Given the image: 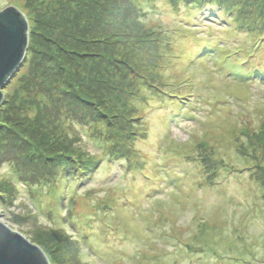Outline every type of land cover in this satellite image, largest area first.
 I'll return each mask as SVG.
<instances>
[{
  "label": "rangeland",
  "instance_id": "rangeland-1",
  "mask_svg": "<svg viewBox=\"0 0 264 264\" xmlns=\"http://www.w3.org/2000/svg\"><path fill=\"white\" fill-rule=\"evenodd\" d=\"M172 1L132 0L161 41L152 42L154 49L151 43L144 58L151 67L143 72L171 84L133 111L143 118L133 143L137 160L87 141L77 153L94 158L89 174L68 187L35 191L9 179V166L0 165V222L32 244L33 237L45 242L54 264H264V190L257 182L264 173V82L225 71L227 65L264 70V1H244L236 28L235 17L208 7L192 11L184 2L173 7ZM24 2L0 0V9H20ZM247 13L259 19L258 32L244 22ZM201 38L235 50L233 58L224 66L191 58ZM156 61L161 67L153 68ZM181 98L180 107L173 106ZM120 111L122 120L132 113L124 105ZM249 136L258 149L246 157ZM211 150L214 162L225 164L212 174L193 160ZM54 229L67 235L66 246H56Z\"/></svg>",
  "mask_w": 264,
  "mask_h": 264
},
{
  "label": "trees",
  "instance_id": "trees-1",
  "mask_svg": "<svg viewBox=\"0 0 264 264\" xmlns=\"http://www.w3.org/2000/svg\"><path fill=\"white\" fill-rule=\"evenodd\" d=\"M244 1L173 0L171 6L184 2L185 8L192 7V11L199 13L204 7L216 9L229 20L235 17L232 28H236L248 7ZM18 7L28 21V43L18 71L2 90L0 104V147L5 143L9 146L5 153L0 151V165L9 166V179H16L32 191L57 184L68 187L81 175L89 174L91 162H95L92 155L81 158L77 153L87 141L103 151H113L123 160H137L139 155L133 143L140 138L143 118L133 111L140 110L141 101L164 94L171 85L165 81L160 84L155 79L157 74L148 77L143 72L148 70L145 66L151 67L144 58L153 51L152 42L161 41L157 42L149 22L144 23L141 8L132 0H25ZM262 13L264 18V10ZM244 22L251 33L260 25L259 19L248 13ZM148 31L153 38L145 36ZM206 38H201L191 58L217 63L220 60L221 66L233 58L231 53L235 50ZM159 64L156 61L152 67L159 68ZM225 67L226 73L235 79L255 78L264 82V70L245 72L230 65ZM182 103L181 98L173 106L180 107ZM122 105L125 111H132H126L124 120ZM251 137L244 143L243 156H251L249 152L255 155L258 149ZM212 155V150L209 154L203 152L193 156V160L212 174L225 165L214 162ZM87 162L90 165L84 168ZM151 167L160 171L159 164ZM257 180L264 190V173ZM50 236L56 246H66V234L54 229ZM32 241L45 255H53L45 242L34 237ZM56 246L52 248L56 250Z\"/></svg>",
  "mask_w": 264,
  "mask_h": 264
},
{
  "label": "water",
  "instance_id": "water-1",
  "mask_svg": "<svg viewBox=\"0 0 264 264\" xmlns=\"http://www.w3.org/2000/svg\"><path fill=\"white\" fill-rule=\"evenodd\" d=\"M28 22L14 5L0 9V104L2 89L18 71L26 53ZM0 264H49L44 252L0 222Z\"/></svg>",
  "mask_w": 264,
  "mask_h": 264
},
{
  "label": "bare ground",
  "instance_id": "bare-ground-1",
  "mask_svg": "<svg viewBox=\"0 0 264 264\" xmlns=\"http://www.w3.org/2000/svg\"><path fill=\"white\" fill-rule=\"evenodd\" d=\"M249 77H251V76H249Z\"/></svg>",
  "mask_w": 264,
  "mask_h": 264
}]
</instances>
